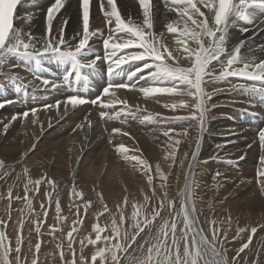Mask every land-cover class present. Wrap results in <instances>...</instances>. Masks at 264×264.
<instances>
[{
    "label": "bare ground",
    "instance_id": "obj_1",
    "mask_svg": "<svg viewBox=\"0 0 264 264\" xmlns=\"http://www.w3.org/2000/svg\"><path fill=\"white\" fill-rule=\"evenodd\" d=\"M53 2L54 0H21L15 12L17 16L15 24L24 32L25 41H27L28 33L34 35L41 43L48 38L45 31L47 8ZM114 2L123 19L132 20L138 24L143 23V13L138 0H114ZM101 3L105 5L107 11H110V8H107V0H90L89 30L96 32L97 35L90 41L92 49H89L82 57L85 61L94 58L96 54L103 55V45H94L93 40L107 38L109 27L115 25L114 18L111 25L107 22L104 11L101 10ZM151 7L154 16L153 34L161 43L171 45L173 49L179 47L176 44L178 33H168L166 27L168 23H173L178 30L183 27V25H176L177 14L169 10L172 7L171 0H167V3L166 0H151ZM247 12L249 19L253 21L251 23L246 21V18H230L226 33V48L230 52L240 41H244L240 54L249 59L255 58L259 62L260 59H264V52L259 50L261 46H264V24L261 23L264 21V9L250 8ZM65 21L67 24L64 28V37L74 49L83 34L79 0H65V7L53 20L55 36H59L61 25ZM77 32L80 33L79 36L76 35ZM127 51L131 50H125ZM222 59L226 60L227 56ZM36 63L37 66L31 60L9 54L0 66V102H9L5 107L0 108V162H3L5 167H0V177L4 174V177L0 178V221H3L0 224V231L4 232L7 238H12L10 246L16 248L17 229L22 224L20 229L23 228L19 232L21 237L26 239L21 245V259L25 258L27 264H31L32 259H36L38 264H62L68 261L67 256L66 259H61L60 250L69 247L68 233L74 226L71 227L68 222H62L58 218L56 205L61 202L69 204L67 208L73 213H78L74 220L79 221L77 225L80 229L76 230V238L74 233L72 234L73 242L71 243L76 259L85 258L87 259L85 264L93 263L92 254L98 248L105 247V242L101 240L102 243L99 245L89 244L88 240L95 239L96 236L93 234L92 237H87L85 231L90 227L93 228L94 224L100 226V222H104L109 224L106 234L110 233L112 222L116 220L115 217L110 216L109 210L104 219L98 218L97 208L102 205L104 209H108L106 201L122 199L139 203L143 198L145 201V197L151 195L158 197V199L151 198L154 202H151L148 207H153L156 200L162 199L165 193L167 194L164 181L157 173V166H159L162 173L177 174L174 175L177 185H174L176 188L172 190L171 196L176 195L179 188H186V185L191 191H195L196 188L197 192H201L195 191L196 197L200 198L201 204L208 205L205 207L209 211L200 212L202 218H199L203 226L198 220L197 226L203 231L207 230L209 239L212 235L211 229L218 228L217 221L220 220V223L221 221L223 223L227 220L225 219L227 216L231 219L237 218L234 223H232L233 220H228L231 226L240 223L250 228L257 227L255 233L231 232L233 233L231 235L228 234L231 229L224 225L222 233L218 234L219 241L225 239L224 244L233 242L226 245L233 251L238 250L244 243L249 244L237 260V264L257 262L256 256V260L253 258L256 254L252 251L257 245H261L264 249V215H262L264 214V192L261 191V185L258 183V179L264 180V177L257 175L261 168L259 158L264 156V149L261 148L258 139L259 131L264 130V92L240 90V84L251 85L244 78L229 77L223 81L208 83L206 90L209 93H212L215 88L221 91L212 95L204 128L200 132L196 127V121L177 120L175 123H169L172 117L189 116L190 113L183 109L172 111L164 107L166 103L179 102L178 97L174 99L167 95L145 97L137 89L151 85L145 84L142 80L130 81L137 85V89H116L114 95L101 96L102 103L112 105L109 108L102 109L99 103L93 105L88 102L74 108L68 105L65 110L63 100L68 96L78 94L91 101L100 95L103 88L110 82L106 64L98 62L99 66L94 70L82 69V75L78 81L73 74L70 77L71 86H69L63 83L62 77L71 68V60L45 56ZM140 63L135 62L136 65ZM136 65H123L111 79L128 81V73ZM214 67L218 74L220 65L214 62ZM13 77L16 78L13 79ZM37 77L56 81L60 87L58 90L45 88L41 79ZM57 100L61 101L59 108L53 107L47 110L43 108V105H53ZM120 101H126L127 104H122ZM32 108L37 109L36 124L32 122L31 112L26 118L18 116L16 120H12L14 114L23 113ZM102 110L116 118L108 119L106 116L101 120L99 113ZM117 113L121 114L117 116ZM5 123L9 124L6 134L3 129ZM169 128L173 129V133H170L171 141L164 135ZM185 129L190 130L187 138L175 135ZM197 138L199 139L198 149L196 148ZM175 140H180L178 147L174 143ZM218 145L220 147H217ZM208 148L212 149L206 153ZM218 148H222L218 155H224V161L215 162L212 158ZM173 150L174 157L171 155ZM193 151L197 152L195 161L191 156ZM190 162H192L191 170ZM142 166L150 170L153 179L151 184H149L148 175L139 176L135 173L140 172ZM38 179H46V181H41L37 189L35 181ZM48 179L56 180L59 184L51 185L47 183ZM26 183L30 193L28 201L31 205L40 213L42 212L41 214L48 210L46 225L42 227L41 234L46 232L47 225L57 228L56 234L51 232L48 237L39 236L41 247L38 251L35 249L38 237L36 231H32L30 224L34 219L27 216L28 209L22 206L26 202L23 199ZM70 189L73 190V194L85 193V198H77V195L69 198L66 190L69 192ZM9 191L12 193L11 199H9ZM30 191H33V194ZM215 195L216 198H214ZM85 204H91V208L85 209ZM128 209L131 208L128 206ZM131 211L133 212V209ZM60 215L59 217L62 216ZM125 224L129 225V222L126 221ZM29 230L34 232L33 236L28 234ZM146 232L147 229L142 234L147 235ZM142 234L138 241L145 237ZM249 235L252 237L250 242ZM101 236H105V233ZM218 245L221 244L218 243ZM217 248L222 253L223 248L221 249L220 246ZM262 251L259 249L257 255L263 254ZM79 253L82 256H79ZM232 254L230 256L227 253L229 258L225 256L230 260ZM15 255L9 253V259L14 261ZM258 259L261 261L262 256L260 255ZM122 261L123 264H129L127 260L122 259ZM21 262L23 264V260ZM95 264H101L99 257ZM108 264H111L110 256Z\"/></svg>",
    "mask_w": 264,
    "mask_h": 264
},
{
    "label": "snow or ice",
    "instance_id": "obj_2",
    "mask_svg": "<svg viewBox=\"0 0 264 264\" xmlns=\"http://www.w3.org/2000/svg\"><path fill=\"white\" fill-rule=\"evenodd\" d=\"M20 2L21 0H0V66L3 65L4 58L9 54L31 60L36 66V62L45 56L67 58L72 62L71 68L63 75L62 80L64 84L71 86L70 77L73 74L75 80L78 81L82 75V69L94 70L99 66L98 62L106 64V72L110 82L103 88L100 95L91 101L78 94L68 96L63 100L65 110H67L68 105L74 108L88 102L93 105L99 103L102 109L109 108L112 105L102 103L101 96L114 95L116 89H137V85L130 81L134 79L137 81L142 80L145 84L151 85L137 89L145 97H158L160 95H167L173 99L178 97L179 102L166 103L164 107L172 111L183 109L190 113L189 116L172 117L169 119V123H175L177 120L196 121V127L202 132L209 112L208 105L211 97L215 92L221 91V89L215 88L212 93H209L206 90L208 83L223 81L229 77L244 78L248 81L260 82V86L240 84V90L264 92V59L257 62L255 58L249 59L242 56L240 50L244 41H240L230 52L226 48V33L230 18H246V21L253 22L249 19L247 10L250 8L264 9V0H171L172 7L169 10L176 12L178 17L175 23L176 25H183L182 29L179 30L173 23H168L166 26L168 33H178L176 44L179 47L175 49L171 45L161 43L152 32L154 16L151 0H138L143 13L142 24L123 19L114 0H107V8H110V11L106 10L103 3H101V10L104 11L109 25H111L113 18L115 25L109 27L107 38L102 39L103 55L96 54L94 58L86 61L82 57L84 53L92 49L90 41L92 37L97 35L96 32H90L89 30L90 0H79L83 34L74 49L70 47L69 42L64 37V28L67 21L61 25L58 37L53 34V20L65 7V0H54L47 8L45 31L48 38L42 43L31 33L27 34V41H25L24 32L16 26L17 16L15 12ZM261 23L264 24V21H261ZM242 31H247V29H242ZM76 35L79 36L80 33L77 32ZM125 50L131 51L125 52ZM259 50L264 52V46H261ZM224 56H227L226 60L222 59ZM135 62L141 63L136 65ZM214 62L220 65L218 74L215 71ZM125 64L136 65L128 73V81L112 80L111 78ZM184 64L187 66H183ZM15 78L13 77V79ZM37 79H41L45 88L50 87L53 90H58L60 87L56 81H49L40 77H37ZM6 103L9 102H0V108L5 107ZM120 103L127 104L126 101H120ZM60 105L61 101L57 100L53 105H43V108L45 110L53 107L59 108ZM29 112L33 116V124H36V108L14 114L12 120H16L18 116L26 118L29 116ZM120 114L117 113L116 115ZM99 115L101 120L106 116L108 119L116 118V116L108 115L104 110L100 111ZM77 127H82V125H77ZM8 128L9 124L5 123L3 125L5 134ZM170 133H173L171 128L164 132V135L169 137L171 141L172 136H170ZM175 135L187 138L190 135V130L185 129L181 133H175ZM258 139L261 148L264 149V130L259 131ZM174 143L178 147L180 140H175ZM217 147H220V145ZM196 148H199L198 138ZM171 155L175 156L174 150ZM191 156L195 161L197 152L193 151ZM259 163L261 168L257 175L258 177H264V156L259 158ZM3 166V162H0V167ZM191 168L192 162L189 163V169L191 170ZM25 173H27V169H25ZM157 173L161 179H165L159 166H157ZM145 175H148L147 171H145ZM148 181L149 184L152 183L151 175H148ZM48 183H51V181H48ZM258 183L261 185V191L264 192V180L258 179ZM40 184L41 181H35L37 189ZM24 189L23 199L28 201L27 183L24 185ZM74 195L79 196V193H74ZM11 197L12 193L9 191V199ZM147 200L148 197H145V201ZM28 206L31 209L30 203ZM88 207L89 204L84 205L85 209H88ZM105 211H107L106 208ZM165 211L169 213L170 220L164 218ZM173 211V202L168 200L165 193L164 197L160 199L158 208L152 207L150 214L141 217L138 212L133 213L132 218L135 222L129 227L134 229V234L130 235L127 230L121 232L120 226L125 223L122 210L119 225L113 221L111 236L105 235L102 237L100 233L104 229L94 224L93 230L96 232V237L95 239H89L88 243L95 245L98 241L103 240L105 247L98 248L92 254L91 261L95 264L97 257H99L101 264H108V257L110 256L111 264H123L120 255L123 254V260L129 261V264H229L226 256L217 248L218 243H224L218 240L220 230L213 227L211 229V239H209L203 234V230L197 226L196 209L192 204V192L187 185L182 193L179 212L173 214ZM56 212L60 213L59 203L56 205ZM178 216H182V227L177 220ZM154 221H157L158 227L154 226ZM78 222L75 221L74 223ZM2 223L3 221H0V224ZM39 223L37 222L35 229L37 233L40 232ZM146 229L147 235L144 242L139 243L137 237L145 233ZM153 229H155L154 234ZM75 231L76 229L73 228L68 233L70 248L72 232ZM239 231L243 230L238 229ZM251 232L255 233L256 229L252 228ZM251 238V235H249V242ZM121 239L124 243L120 242ZM6 240V234L0 231V264H21L22 237L19 234L16 237L14 262L9 259V253L12 249L10 245L5 243ZM81 244L83 245V241ZM248 246V243H244L237 250V256L232 258V264H237V257L240 252H243ZM40 247L41 244L37 242L35 249L38 251ZM137 247L140 250V255L134 254ZM145 250L146 255L144 254ZM61 259H64L63 254H61ZM25 264H27V260H25ZM31 264H37V260L32 259ZM66 264H78V262L73 259L67 261ZM79 264H85V262L81 260ZM254 264H258V262H254Z\"/></svg>",
    "mask_w": 264,
    "mask_h": 264
},
{
    "label": "rangeland",
    "instance_id": "obj_3",
    "mask_svg": "<svg viewBox=\"0 0 264 264\" xmlns=\"http://www.w3.org/2000/svg\"><path fill=\"white\" fill-rule=\"evenodd\" d=\"M102 39H104V38H100V39H96V40H93V41H95L94 42V45H99V44H102ZM249 83H251V85H256V86H260V82H253V81H249ZM253 142V141H252ZM162 149V148H161ZM212 148H208V150L206 151V153L209 151V150H211ZM221 150H222V148H218V150L216 151V153L212 156V158L214 159V161L215 162H221V161H224V155L223 156H221V155H218V152H221ZM215 157V158H214ZM4 167V166H3ZM5 168V167H4ZM142 168V170L140 171V172H135L136 174H138L139 176L140 175H145V171H147L148 172V175H150L151 173H150V170L147 168V167H144V166H142L141 167ZM167 175V176H166ZM174 175H177L176 173H174L173 175L172 174H169V172H166V173H164V176H165V179H167V180H165V179H162L163 181H164V184H165V186H166V191H167V198H168V200H171L172 202H173V205H174V211H173V213L174 214H176V213H178L179 212V209H180V202H181V200L180 199H182V193L184 192V190H185V187H182L181 189L179 188V191L176 193V195H173V196H171L172 195V190L174 189L175 190V184H176V182H177V180L175 179V176ZM2 177H4V174H2ZM2 177H0V178H2ZM35 177V176H34ZM43 177V176H42ZM44 177H46V176H44ZM26 178L27 179H29L28 178V176H26ZM203 179H204V177H203ZM39 180V179H38ZM153 180V179H152ZM37 181V180H36ZM39 181H46V179L45 180H39ZM48 181H51V183H49V184H51V185H57V184H59V183H57L58 181H56V180H53V179H48ZM53 181H54V183H53ZM174 182V183H173ZM48 183V182H47ZM168 183V184H167ZM227 184V183H226ZM60 185H61V183H60ZM170 185V186H169ZM177 185V184H176ZM46 186V185H45ZM59 186V185H58ZM63 187H64V185H62ZM171 188V189H170ZM95 190V189H94ZM191 190V189H190ZM195 191L197 192V189L195 188ZM195 191H191L192 192V203H193V205L195 206V209L197 210L196 211V216L198 217V222L200 223V225L201 226H203V224H202V222L200 221V218L199 217H201L202 218V216L200 215V212L202 211V212H206V211H209V209H207V207H205V206H208V205H206V204H201V200H200V198L197 196L196 197V192ZM32 194H33V191H30ZM66 192H67V195H68V197L69 198H71V197H73V190H69V192L66 190ZM71 192V193H70ZM200 191H198L197 193H199ZM169 193V194H168ZM201 193V192H200ZM82 195V196H81ZM170 195V196H169ZM29 196H30V193H28V199H29ZM85 193H82V192H79V196H77V198H79L80 197V199H84L85 198ZM174 197V198H173ZM217 196L215 195L214 196V198H216ZM17 198V197H16ZM151 198H154V199H158V197H155V196H153V195H151L150 197H148V201L149 202H145V201H143V199H142V201L141 202H139L138 203V201H134V200H132V201H130V199H122L121 201H106L107 203V210H109V212H110V216L111 217H115V219L116 220H114L116 223H117V225H119V219H120V215H121V210L123 211V215H124V217H125V222L127 221V222H129V225H131V224H133L135 221L133 220V213H134V211L135 212H138L140 215H141V217L143 216V215H145V214H150V209L152 208V206L149 208L148 207V205L152 202H154V201H152V199ZM160 199V198H159ZM197 199V200H196ZM200 200V201H199ZM32 201H33V199H32ZM59 201V200H58ZM130 201V202H129ZM213 201H216V200H213ZM111 202V203H110ZM159 202H160V200H156V202L154 203V205H153V207H157L158 208V206H159ZM29 201H26L25 203H24V205H22L23 207H25L26 209H28L27 211H28V214H27V216H31L32 217V219H34L33 221H32V223L30 222V224H31V226H32V231H36L35 229H36V226H37V221L38 222H40L39 223V227H40V232L39 233H37V232H35L36 233V236L38 237V238H36L37 239V242H39V236H41L42 238L43 237H48V234L50 235V233L52 232L53 234H56L57 233V228L56 227H54V226H51V225H47V227H46V234L45 233H43V234H41V230H42V227L44 226V225H46L45 223H46V218H47V215H45V213H48V210H46L45 211V213L44 214H41L40 212H39V210H36L35 209V207L34 206H32L31 205V203H30V205H31V207L33 208H31V209H29ZM142 203V204H141ZM27 204V205H26ZM112 204V205H111ZM59 205H60V213L57 215L58 217H59V215L61 216V217H59L60 218V220L62 221V222H68V224L71 226V227H73V228H75L76 230L77 229H80L79 228V226L77 225V223H74L75 221H77V220H74V217L75 216H77V214H76V212L75 213H73L72 211H71V209H69V208H67L68 206L67 205H69V204H62L61 202L59 203ZM63 205V206H62ZM127 207H126V206ZM135 205V207H133ZM128 206L131 208V209H133V212L131 211V209H128ZM9 207H11V206H9ZM137 207H139V208H137ZM89 208H91V204H89ZM146 208V209H145ZM124 209H126V210H124ZM30 210V211H29ZM130 212H128V211ZM97 214H98V218H102V219H104L105 217H106V213H107V211H105V209H104V206H102V205H100L99 206V208H97ZM16 212V211H15ZM14 212V213H15ZM39 212V213H38ZM143 212V213H142ZM167 212V211H166ZM166 212H164V214H165V216H164V218L165 219H171V217H170V215H169V213L167 212V215H166ZM71 213V214H70ZM32 214V215H31ZM56 214H57V212H56ZM117 214V215H116ZM38 217H37V216ZM262 215H264V214H262ZM44 216V217H43ZM70 216V217H69ZM108 216V215H107ZM227 216V215H226ZM30 217V218H31ZM52 217H55V215L53 216L52 215ZM72 217V218H71ZM169 217V218H168ZM181 217V218H180ZM196 217V218H197ZM228 217V216H227ZM225 218V219H227L226 221H223V223H222V221H221V223H220V220L219 221H217V222H219V224H220V227H219V224H218V229L221 231H219V234H221L222 233V230H223V227H224V225H226V226H228V229H231L230 230V232L228 233V234H231V235H233V233H231V232H237L238 234H241V233H246L247 234V232H250V233H252L251 232V229L252 228H254V227H251L250 228V226H245V225H241L240 223H238V225H230V222L228 221V220H230L231 218ZM26 218V217H25ZM44 218V220H42ZM109 218V217H108ZM180 218V219H179ZM72 221H71V220ZM169 219V220H170ZM235 219H237V218H235ZM235 219H231V220H233L232 221V223H234V222H236V220ZM74 220V221H73ZM157 220L160 222V223H162V221H160V219L159 218H157ZM177 220H178V222H179V225L182 227V216H178L177 217ZM181 221V222H180ZM132 222V223H131ZM229 222V223H228ZM216 223V222H215ZM226 223V224H225ZM35 224V225H34ZM112 224H113V222H112ZM154 226L155 227H158L159 226V224L157 223V221H154ZM217 224V223H216ZM22 224H20L19 225V228L17 229V235L19 234L20 235V232H21V229L23 228V227H21V229H20V226H21ZM129 225L128 224H125L124 223V225H122L120 228H121V232H123V231H125V230H127L128 232H129V234L131 235V234H133L134 233V229H132V228H130L129 227ZM1 226V225H0ZM51 226V227H50ZM100 226L101 227H103L102 229H104V231L102 232L103 233V235H104V233H105V235H107L108 234V236H111L112 235V229H110L111 230V232L110 233H107L106 234V231H107V229H109V224L108 223H104V222H100ZM100 226H98V227H100ZM112 226V225H111ZM235 226H240V227H235ZM35 227V228H34ZM49 227V228H48ZM100 227V228H101ZM233 227V228H232ZM235 227V228H234ZM244 227V228H243ZM112 228V227H111ZM255 228H257V227H255ZM34 229V230H33ZM89 229V230H88ZM86 231H85V234H86V236L87 237H92L93 236V234H95V236H96V232H94V230H93V228L92 227H90V228H88ZM238 229H243V232L242 231H239L238 232ZM155 230V229H154ZM154 230H153V234H154ZM205 230V229H204ZM232 230H234V231H232ZM257 230V229H256ZM20 231V232H19ZM32 231H30L29 230V232H28V234L29 235H32V233H33V235H34V232H32ZM49 231V232H48ZM90 231V232H89ZM71 232V231H70ZM31 233V234H30ZM74 233V236H75V238H76V236L77 235H75L76 234V231L75 232H72V234ZM87 233H88V235H87ZM102 233H101V235H102ZM147 233V232H146ZM203 234L204 235H206L208 238H210L209 236H208V233H207V230H205V231H203ZM32 235V236H33ZM21 236V235H20ZM142 236H145L146 237V235L145 234H142ZM141 236V237H142ZM235 236V235H234ZM27 237V236H26ZM29 237V236H28ZM145 237H143V239H145ZM225 237H226V235H225ZM23 239V238H22ZM24 239H26V238H24ZM24 239L22 240V243L24 242ZM138 239H140V236L139 237H137V240ZM142 238H141V240H139L138 242L139 243H143L144 242V240H143ZM233 239V238H232ZM234 239H236L235 237H234ZM229 240H231V239H229ZM223 242L225 241V239L224 240H222ZM12 242V238H7V240L5 241V243L6 244H8V245H10V244H12L11 243ZM73 242V239L71 240V243ZM104 242V241H103ZM121 243L123 242L124 243V241H123V239H121V241H120ZM102 242L101 241H98L97 242V244H95V245H99V244H101ZM225 243V242H224ZM221 244V245H218L217 244V246H220V248L222 249V253H224L225 255H227V253H228V255H230L231 256V254H232V257L230 258V260H229V262L232 264V258L235 256H237V250L235 251H233V249L231 250V247H226V245H230V244H232L233 242L231 241V242H228V243H226V244ZM59 244V243H58ZM60 246H61V243H60ZM257 246H259V248L257 247ZM256 246V248H254V250L252 251V253L253 252H255V254L256 255H254V259L256 260V258H257V262H258V264H264V252L262 251V250H264V249H262L261 248V245H257ZM11 247V249H12V251L10 252V253H12V254H16L15 253V247L14 246H10ZM147 247V246H146ZM87 248V247H86ZM86 248H84V249H86ZM238 248V247H237ZM236 248V249H237ZM69 249V250H68ZM247 249V248H246ZM246 249H244V251L243 252H240V254H239V256L237 257V260L238 259H240V257H241V255L245 252V250ZM259 249H261V251H262V253L263 254H259V256L257 255V253L259 252ZM64 250H66V251H64ZM61 251V253L63 254V255H65L64 256V259H66V256L68 257V261L69 260H73L74 258H75V260L78 262V264H79V262L81 261V260H83L85 263L87 262V259H83V258H79L78 257V260L76 259V255H75V252L72 250V248H70V247H67V248H64V249H61L60 250ZM146 251V250H145ZM258 251V252H257ZM227 252V253H226ZM134 254H137V255H140V251H139V248L137 247L136 248V252L134 253ZM145 255H146V252L144 253ZM121 255V259H123V254H120ZM227 255V258H229L230 256H228ZM260 255L262 256V260L261 261H259V259L258 258H260ZM79 256H82L81 255V253H79ZM255 256H256V258H255ZM35 257H36V254H35ZM84 257H86V256H84ZM21 260H23V264H25V258H22ZM14 262V261H13ZM41 262H44V260H41ZM21 264H22V262H21ZM38 264V263H37ZM62 264H66L65 262H63ZM89 264H93V263H89Z\"/></svg>",
    "mask_w": 264,
    "mask_h": 264
}]
</instances>
